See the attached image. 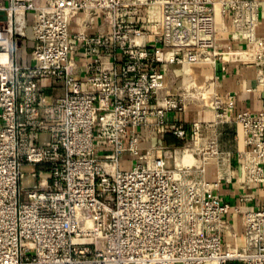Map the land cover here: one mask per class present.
<instances>
[{"label": "built area", "instance_id": "1", "mask_svg": "<svg viewBox=\"0 0 264 264\" xmlns=\"http://www.w3.org/2000/svg\"><path fill=\"white\" fill-rule=\"evenodd\" d=\"M258 10V0H0V264H264V209L245 193L223 200L226 176L205 173L220 159L202 141L208 126L173 120L200 88L172 94L160 70L220 61L224 73L232 43L247 39L264 89ZM233 122L239 186L260 187L264 111ZM156 127L183 144H150Z\"/></svg>", "mask_w": 264, "mask_h": 264}, {"label": "crops", "instance_id": "2", "mask_svg": "<svg viewBox=\"0 0 264 264\" xmlns=\"http://www.w3.org/2000/svg\"><path fill=\"white\" fill-rule=\"evenodd\" d=\"M258 1V23L255 32L256 36L264 38V0ZM76 20L73 22V29L77 27ZM99 25V19L94 18L91 31L95 32ZM232 47L231 58L224 62V73L220 61L215 64L192 65L189 69L182 65H162L160 70L164 73L166 90L172 94L178 93L179 88H186L191 81L200 88V95H195L194 98L186 95L185 110L175 113L173 120H180L187 124L200 122L208 126V130L202 132V141L214 139L220 159L218 162L214 160L207 163L205 173L210 179L215 178L218 173L226 176V180L222 181L220 187L223 200L234 205L238 203L241 193H245L252 199L246 203L247 207L255 206L264 209V185L245 191L239 186L238 182L242 179L243 172L242 162L238 157L239 144L235 137L233 122L239 111L248 110L252 113L264 111V89L257 85L255 79L253 44L247 39H242L234 41ZM216 75L220 77L217 78ZM229 95L232 96L230 100ZM214 99L221 100L224 107L227 103L232 104V107H226L223 111L216 109L213 104ZM161 132L159 127L151 131L149 143L169 146L183 144V141L174 135Z\"/></svg>", "mask_w": 264, "mask_h": 264}, {"label": "bare ground", "instance_id": "3", "mask_svg": "<svg viewBox=\"0 0 264 264\" xmlns=\"http://www.w3.org/2000/svg\"><path fill=\"white\" fill-rule=\"evenodd\" d=\"M179 153H180V151H178V154H179ZM181 158H182L181 154H180V156H179V155L177 156V163H178V164L181 163ZM185 161H187V160H185ZM185 161H184V162H185Z\"/></svg>", "mask_w": 264, "mask_h": 264}]
</instances>
